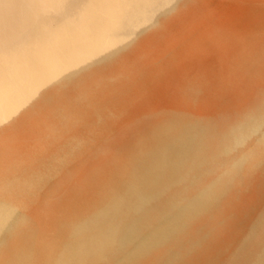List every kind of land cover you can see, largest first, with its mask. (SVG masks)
Segmentation results:
<instances>
[{
  "label": "bare ground",
  "instance_id": "bare-ground-1",
  "mask_svg": "<svg viewBox=\"0 0 264 264\" xmlns=\"http://www.w3.org/2000/svg\"><path fill=\"white\" fill-rule=\"evenodd\" d=\"M211 7L159 48L72 70L88 120L61 95L62 117L0 142V264H264V7Z\"/></svg>",
  "mask_w": 264,
  "mask_h": 264
},
{
  "label": "rangeland",
  "instance_id": "rangeland-1",
  "mask_svg": "<svg viewBox=\"0 0 264 264\" xmlns=\"http://www.w3.org/2000/svg\"><path fill=\"white\" fill-rule=\"evenodd\" d=\"M236 1L59 0L42 7L31 0H0V142L21 136L27 117L48 110L62 117L61 95L65 96L61 106L80 107V117L88 120L94 111L87 104L81 107L71 85L72 70L99 74L106 69V58L116 56L119 65L118 56L134 47L144 52L147 46L159 48L164 37L177 35L182 26L203 18L215 2ZM252 1L264 7V0ZM5 7L9 15L3 13ZM113 12L122 14L120 22L112 19ZM223 31L218 35L220 43L226 40ZM259 34L260 40L252 47L255 64L250 68L254 76L264 79V34ZM144 38L148 44H143ZM216 44L217 52L219 40ZM56 126L63 128V124Z\"/></svg>",
  "mask_w": 264,
  "mask_h": 264
}]
</instances>
